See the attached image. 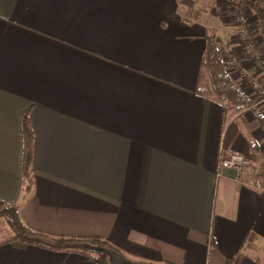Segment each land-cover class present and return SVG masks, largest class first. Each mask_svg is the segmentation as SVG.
Wrapping results in <instances>:
<instances>
[{"label": "crops", "instance_id": "1", "mask_svg": "<svg viewBox=\"0 0 264 264\" xmlns=\"http://www.w3.org/2000/svg\"><path fill=\"white\" fill-rule=\"evenodd\" d=\"M183 5L0 0V199L31 229L105 238L123 260L264 264V121L197 91L213 27ZM230 76L239 82L237 68ZM24 111L33 136L21 199ZM230 152L249 159L240 178L258 166L260 190L219 168ZM6 228L0 264H97Z\"/></svg>", "mask_w": 264, "mask_h": 264}, {"label": "trees", "instance_id": "2", "mask_svg": "<svg viewBox=\"0 0 264 264\" xmlns=\"http://www.w3.org/2000/svg\"><path fill=\"white\" fill-rule=\"evenodd\" d=\"M237 2L240 9L246 8L252 12L254 18L255 32L261 38L264 46V3L259 0H230ZM254 32V31H253ZM251 32L254 36V33ZM255 37V36H254ZM262 48V47H261ZM223 50L221 39L214 31L207 35V48L202 57L199 70V79L205 78V84L197 83V91L202 95L220 100L227 108L238 110L242 107H250L259 118V122L264 121V112L257 113L253 100L248 93L243 92L239 82H236L224 66L220 52ZM21 134L23 138L21 156V174L23 179L22 192L20 198L23 199L31 188L30 166L32 159V129L28 122L27 111L22 112L20 119ZM0 217L4 218L7 225L13 230L14 238H18L26 243L54 249L76 251L89 255L97 264H111L109 260H123V257L116 253L120 250L111 241L99 236L81 235H52L41 230L31 229L20 219L18 206L16 203H8L0 199ZM129 264H174L163 261L161 263L145 260L129 261Z\"/></svg>", "mask_w": 264, "mask_h": 264}, {"label": "rangeland", "instance_id": "3", "mask_svg": "<svg viewBox=\"0 0 264 264\" xmlns=\"http://www.w3.org/2000/svg\"><path fill=\"white\" fill-rule=\"evenodd\" d=\"M188 5H183L184 8L181 7V10L184 9L183 11V17H190V13H192V15L198 14L199 12L202 11V14L204 16V19L202 18V20H204L203 22L211 25L213 27V29H210L209 32L214 31V33L216 34V36H218L221 41L222 44H225V48H223V50L220 52V56L221 59L224 60V63L227 65L226 60H225V54L229 51L228 49V45L230 43H228L229 41H233V44L235 41H237V37H239L238 35L236 36L235 34V30H233L230 27H233L235 25H238L239 19L237 18V15H242L243 16V25L247 26L248 28H250V31H254V42L255 44H261V38L258 35L257 32H255V25H254V18L252 15V12L246 8L243 9H237L234 8V3L236 2H232L230 0H186ZM191 10V12H189ZM243 11L240 13V11ZM226 25V26H224ZM229 26V27H227ZM253 35V34H252ZM262 47V48H261ZM261 49L264 52V46L261 45ZM231 53H234L237 55L240 54V52H236V50L234 49L233 51H230ZM244 58H242L240 60H243ZM248 61V60H247ZM249 63V62H248ZM250 64V63H249ZM251 66V65H250ZM227 69L228 72H232L235 67H230L227 65L225 67ZM232 70V71H231ZM254 71V70H253ZM253 73V72H252ZM244 82H248L245 79L243 80ZM246 87H248V89L251 91L250 94L248 93V96L253 100L252 102V106H255V111H257V113H262L264 112V98H260L259 96L255 95L254 89L251 88V86L248 84H246ZM244 108V107H242ZM240 108V109H242ZM250 108V107H249ZM238 109V110H240ZM236 110V111H238ZM235 112V110H233V108L229 107L228 108V112ZM256 117V116H255ZM250 170L252 171L253 175H256L260 178L259 174H258V166L257 169L254 168L253 166L250 168ZM4 218H0V229H1V234L3 235V228L7 229L6 226L7 223L4 222ZM9 233H12L14 235L13 230L8 226ZM14 238V237H13ZM18 239V238H17ZM20 240V239H19ZM109 262L111 264H129L123 260H109Z\"/></svg>", "mask_w": 264, "mask_h": 264}, {"label": "built area", "instance_id": "4", "mask_svg": "<svg viewBox=\"0 0 264 264\" xmlns=\"http://www.w3.org/2000/svg\"><path fill=\"white\" fill-rule=\"evenodd\" d=\"M259 1L264 3V0ZM233 6L234 8L240 9L237 2H235ZM241 12L243 11L241 10L240 13ZM237 18L239 19V22L238 25H236L235 34L239 37H237L238 39L235 42L238 43L240 54L237 55L228 51L225 54V60L229 68H237V72L240 77L239 83H249L251 88L254 89V91L252 92H254L255 95L263 99L264 83H261L260 79L257 76L248 74L246 69L240 65V60L242 58L248 60L250 65L253 67L254 71L259 74L260 77L264 78V52L257 44H255L250 28H248L246 25H243V16L237 15ZM223 48H225V44H223ZM227 65L224 63L225 67ZM244 79L248 82H244ZM249 164V159H247L241 153L230 152L226 155H222V153L219 154V168L233 169L238 177L240 176V172ZM238 180L241 182V184L246 185L252 190H260L262 188L261 179L258 176L253 175L251 170L247 171L245 178L239 177Z\"/></svg>", "mask_w": 264, "mask_h": 264}]
</instances>
